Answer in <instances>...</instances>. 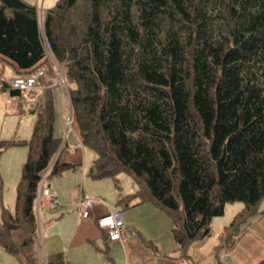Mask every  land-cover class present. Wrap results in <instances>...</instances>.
<instances>
[{"label":"trees","instance_id":"16d2710c","mask_svg":"<svg viewBox=\"0 0 264 264\" xmlns=\"http://www.w3.org/2000/svg\"><path fill=\"white\" fill-rule=\"evenodd\" d=\"M36 13L27 0H0V58L29 73L48 40L74 84L79 139L96 153L91 177L128 173L137 187L116 198L117 208L151 201L171 219L176 254L142 239L156 254L196 264L190 248L205 243L227 202L242 201L212 246L214 264H223L250 219L264 215V0H56L44 10V35ZM38 80L40 99L21 108L35 114L29 137L0 138V158L26 146L14 209L2 202L0 174V244L21 264H68L57 238L44 246L39 238L42 171L75 164L53 133V84ZM0 91L22 95L1 78Z\"/></svg>","mask_w":264,"mask_h":264},{"label":"rangeland","instance_id":"374dc122","mask_svg":"<svg viewBox=\"0 0 264 264\" xmlns=\"http://www.w3.org/2000/svg\"><path fill=\"white\" fill-rule=\"evenodd\" d=\"M27 1L36 4V0ZM42 1L44 9L56 2V0H37V9L40 8ZM3 62L5 64L6 76L17 73L14 65L10 61L3 60ZM69 85L73 86L74 84L69 83ZM62 92L63 89L59 84H54L52 86L55 114L53 127L55 129V136H63L65 132L64 123L58 118L59 115H63L64 111ZM40 94H42L41 89H28L22 90L21 96L10 97L6 91H0V138H26L29 136V122H26L28 121V119L26 120V116L21 118L23 116L22 113L24 112L21 111V108H25L24 100L36 101ZM69 135L74 136L73 130H70ZM3 153L0 158V174L3 179L2 202L9 209H14L15 185L19 178L21 163L23 162L21 161V158L22 156H26V146L22 144L11 146ZM83 154L84 162L82 165L83 167H86L88 162L89 164L92 163L96 153L88 146H84ZM77 169H81V164L77 165L76 169L74 168V170ZM88 169L89 166L87 165L84 176L86 178L87 175L88 178L85 180V186L92 188L97 187L96 185H98V183H100V185L103 184V189L98 191L97 195L103 196L105 199L103 204H100L104 205V207L107 205H114L116 198L120 194L132 192L137 187L133 178L126 172H119L115 176H108L109 178H93ZM72 171L73 168L65 169L58 175L48 176L49 182L54 188H57L58 186L60 187L57 189L60 188L61 190L63 188L62 194H64V198L66 197L65 192L68 193V181L65 182L66 177L71 178L76 176L73 175ZM101 179L104 182H99ZM115 180L118 181L120 188L115 186ZM78 181L79 177L77 181L73 183L77 184ZM242 205L243 202L240 200L227 202L225 204L224 212L213 217L211 221V235L203 245L200 247H191L189 250L192 258L196 261V264H214L212 246L218 241L219 235L223 231V226L230 221L233 214L239 210ZM261 206H264V199ZM121 212L123 218L128 220V223L136 228L145 240H150L151 243L156 244L157 247L159 244L161 249H163L161 250L163 252L175 253L173 250L176 247V243L174 242L171 233V219L162 209L158 210L151 201H143L123 209ZM263 216L264 215L261 217ZM261 217L257 218V220L261 219ZM37 218L39 223V238L42 245L44 244L43 241L46 242L48 235L57 238L60 242L61 248H63L65 252L66 260H68L70 264H108V256L112 258L114 264H125V253L123 249H121V254H116V251L111 248V243H109L107 250L104 251L106 246L102 237H93V235H90L92 236L91 238L69 245L72 235L74 234V224L77 220L76 204H64L61 207L53 209L41 206L37 211ZM106 255L108 256L106 257ZM224 258L226 262L221 258L222 263L230 264V257L225 256ZM0 264L21 263L14 255L8 253L0 244Z\"/></svg>","mask_w":264,"mask_h":264},{"label":"crops","instance_id":"0c3cea01","mask_svg":"<svg viewBox=\"0 0 264 264\" xmlns=\"http://www.w3.org/2000/svg\"><path fill=\"white\" fill-rule=\"evenodd\" d=\"M35 3L37 4V0L35 1ZM36 4L34 5L37 7ZM38 9L45 10L43 8V1L41 3L40 8ZM5 71H6L5 64L3 62V59L0 58V78H8L10 76L18 74L17 72L16 74L6 76ZM38 97L39 98L36 101H33V100L25 101L24 100L25 108L32 107L40 99L41 94ZM62 104L64 106L63 115H59L58 117L60 118L61 122L63 121L64 126H65V132L63 136H59V137H62L63 141H65L66 143V147L62 153V158L64 161L72 162L75 164V167H73L72 172H73V175H76V176L71 177V178L66 177L65 182L68 181V184H67L68 193L65 192V195H66L65 198L63 196L64 194H62L63 188L61 190L60 188L57 189L60 186H58L57 188H54L51 185V183H50V187L56 193L58 197V200L60 202L59 207L63 206L64 204H76V208H77V201L81 197H90V198L99 197L101 199L99 204H97V206L93 209L91 217H83V218L79 217L78 209H77V220H76V223L74 224V232H73L74 234L72 235L69 245H73L78 241L81 242L85 239L91 238L92 236L90 235H93V237L99 236V237H102V239L104 240V244L106 248H108V244L111 243V248L116 251L115 252L116 254L118 253L121 254L122 253L121 249H123L125 253V264H178L175 260H172L167 257L161 256L159 254H156L151 247L146 246L142 241V239H145V238L141 235V233L138 230H136V228L131 226L128 223V220H125V218H123L124 222L128 227H130L131 232L124 242L117 241V240H114V241L109 240L105 234V231L97 225L96 217L98 215L114 210V209L116 210L118 208L115 204L111 206L107 205L105 207L104 205H100V204H103V201L105 199L103 198V196H100L97 194H98V191H101L103 189V184L100 185V183H98V185H96L97 187H92V188L85 186V180L88 178L87 175H86V178L84 176L85 168L87 167V165L90 167L91 163L89 164L88 162V164H86V167L85 166L83 167L82 165L84 162V156H83L84 155L83 154L84 145L79 139L78 126H77L75 119L74 118L70 119V122H68L66 119V115L69 113V107L65 106L66 103L64 100L63 92H62ZM22 115L23 116L21 118L26 116V120L28 119V121L26 122H29L28 126L30 127V133H31L32 125L35 120V114L29 113V112H23ZM54 130L55 129L53 127V133H54ZM70 130H73L74 136L69 135ZM24 158L25 156L24 157L22 156L21 161H23ZM79 164H81V169L74 170V168L76 169V166ZM78 177H79L78 183L74 184L73 182H76ZM103 178H109V177H103ZM99 182H104V181L101 179L99 180ZM156 208L158 210H161L158 207ZM122 217H123V214H122ZM158 248L160 250H163L161 249L159 244H158ZM107 256L108 255H106V257ZM225 256L230 257L229 258L230 264H253L256 261H258L260 258L264 257V216L258 220L256 216H253L250 219V223L248 224L246 230L244 231L239 241L235 244L233 248H231L230 250L222 254L221 258L224 261H225V258H224ZM67 263L70 264L68 260H67Z\"/></svg>","mask_w":264,"mask_h":264},{"label":"built area","instance_id":"2783aa9c","mask_svg":"<svg viewBox=\"0 0 264 264\" xmlns=\"http://www.w3.org/2000/svg\"><path fill=\"white\" fill-rule=\"evenodd\" d=\"M37 20L39 27L43 32V21L44 12L42 9L37 11ZM44 50L46 52V61L42 65L38 66L29 74H21L9 77L6 82L8 86L19 89H42L43 85L38 80V76L46 74V63H50L52 70L54 72L53 76H49L52 84H59L64 88L68 96V77L66 70L64 68V62L59 63L54 58L51 52V46L46 38H44ZM68 122H70V114L66 116ZM49 167H46L38 181L36 195H35V207L38 211L39 207L45 206L48 208H56L60 206V202L56 193L51 189L49 184ZM100 202L99 197H81L77 201V209L80 217H90L92 215L93 209ZM98 225L105 229L108 237L111 240L125 241L131 232L130 227H128L121 215L119 210H112L106 213L100 214L97 217Z\"/></svg>","mask_w":264,"mask_h":264}]
</instances>
